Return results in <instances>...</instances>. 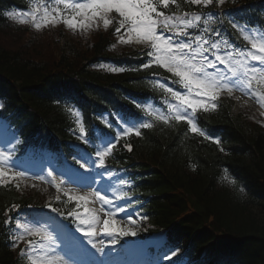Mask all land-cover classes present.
I'll use <instances>...</instances> for the list:
<instances>
[{"label":"snow or ice","instance_id":"obj_1","mask_svg":"<svg viewBox=\"0 0 264 264\" xmlns=\"http://www.w3.org/2000/svg\"><path fill=\"white\" fill-rule=\"evenodd\" d=\"M56 2L59 4L63 0H56ZM187 2L191 5H203L207 7L214 2L223 3L224 0H187ZM160 5L167 8L169 0H85V2L64 3V8L70 9L74 15L71 18H65L63 22L69 28L75 29L78 26L88 27L90 26V22L99 19L103 22L105 28H107L110 24L114 23L113 20L108 18L109 14L115 13L119 17V26L115 28V32L120 35V42L130 43L135 41L136 43H143L149 46L148 57H154L157 64L167 69L175 77H178L179 80L175 82H178L186 89V93H181L174 91L172 88H166L164 84L158 85L178 103L167 104L170 115L156 113L145 108V113L156 120H163L165 123H168L170 119H174L177 122L186 121L190 126L191 132L205 136V132L197 127V124L193 121V117L189 115L186 109H191L193 113L196 112L197 108L208 111L209 109H216L217 104L191 99L190 95L193 89L196 90L198 96L207 97L209 101H215L221 90H227L229 95H231L233 89L236 88L242 92H246L255 98L257 103L264 106V31H256L251 26L241 25L234 18L230 19L229 23L231 27L238 29L245 41L251 42L252 50L244 51L232 46L228 40H224V43L232 50H225L221 54L219 40L210 41L206 39L208 34L217 37L222 34L221 27H209L210 24L217 23L213 18V13H209L206 18L197 12H185L181 16L165 15L163 11H158ZM42 7L44 6L42 5ZM4 14L9 18H16V14L11 11ZM223 14L221 12V15ZM20 15H31L35 28H41V23L35 22V11L32 13H20ZM48 15L49 13L45 8V15L43 17L45 23H48ZM59 15L60 10L57 8L56 16ZM56 16L52 17V23L56 22ZM80 17L83 19H79ZM20 22L23 23L24 21L21 20ZM201 22L204 27L200 33L194 36L190 35L189 30L201 29ZM220 24L222 25V21ZM122 29L127 33V38L121 34ZM182 37H188V39L185 40ZM209 52L212 54L211 57L207 55ZM249 61L256 63L250 64ZM218 64L223 65L226 72L217 69L216 66ZM257 64L259 67L256 66ZM143 67L147 68L149 65L146 64ZM208 69H214V71H208ZM113 70L120 71L122 69L116 68ZM117 115L120 116L121 121L128 124V120L124 116H121L119 113ZM116 126L119 127L118 124ZM152 126L151 123L140 124V128H151ZM91 131H99L101 136L111 134L110 130L105 131L94 128ZM134 131L136 136L141 135V131L136 129L135 125H132L116 132L113 139L119 140L121 137H127ZM83 133L84 129L81 128V138L86 139ZM216 142L219 143V141ZM125 147L131 150L130 145H125ZM113 149L114 144L108 142L104 150L96 152L99 167H105V158ZM8 161L9 155L0 153V184L10 181L11 176L24 175L17 172L12 173L10 176V172L5 170ZM77 162L79 163V161ZM81 167H84V164H81ZM49 175H52V173L50 172ZM121 183H124V181H121ZM93 195L104 204L110 203L108 198L102 196L99 191L94 192ZM69 199L86 201L87 197L83 195L69 196ZM13 207L16 206L13 205ZM117 210L121 212L125 211L123 208H118ZM84 213L86 214V218L81 219L80 223L87 225V228L81 230L84 231L86 237L94 236L96 232L92 225L96 222L97 217L94 213L90 214L88 208H84ZM69 214L72 215V213ZM5 223H8L7 219ZM103 225L101 230L105 233L117 230L115 220L105 219ZM17 226L20 227V225ZM24 231L31 237H40L47 242L52 241V237L47 233H43L39 228L25 227ZM130 231L131 229L119 228L121 235H127ZM17 240H24V237H14V245ZM89 242L91 243V241ZM25 243L30 252H25L24 249H21V252H25L28 264H57V260L49 254L44 244H41L37 248L32 239L25 241Z\"/></svg>","mask_w":264,"mask_h":264},{"label":"trees","instance_id":"obj_2","mask_svg":"<svg viewBox=\"0 0 264 264\" xmlns=\"http://www.w3.org/2000/svg\"><path fill=\"white\" fill-rule=\"evenodd\" d=\"M11 1H14V0H0V6H2L4 4H7V3L11 2ZM1 14L2 13L0 11V32L3 29H5L4 21H3L4 18L1 16ZM1 49L2 48H0V51H1ZM12 54H14V53H12L10 51L7 52L5 50L2 51V52H0V55H1L2 59L7 60V61L10 60L9 59L10 57L11 58H14ZM11 64L12 65H16V64H13V62H11ZM93 77H94L93 74L88 75V79L89 80L91 79L92 81H94L93 80ZM99 102H102V100L99 99ZM35 108H36L35 106H32V109L33 110ZM211 117L212 118H209V120H206L205 121V125H208V124H211V123L212 124H216L217 122L224 121V119H226L228 117L227 116V111H225V112L221 111L218 116H216V114H215L214 116H211ZM236 138L237 139H240L239 134L236 135ZM153 139H155V137H153L152 140ZM256 139L258 141H262L261 140V137H259V136L256 137ZM241 142L244 143L245 142L244 139H242ZM250 143L251 144H254V142L252 140H251ZM153 149L155 151L154 152L151 151L149 153H152L153 152V155H158V154L162 153L161 152L162 151L161 150V143L159 141H156L155 142V145L153 146ZM187 154L188 153L182 154V156L180 157V159L177 156L178 155V152H176L173 155H171V154H165V155L167 156V159L171 161L170 162L171 163V168L174 171L175 169L182 170L183 163L181 161L184 160V159H186V155ZM157 163H160V161H157ZM169 170H170V173H171V175L173 177V180H175L176 182H179L180 181V177L179 176L178 177H175L174 173H172L173 171L170 168H169ZM203 172H204V170H203ZM206 172H207V170H206ZM255 173H256V170H253L252 165H248V166L245 167V174L248 177V179H254L255 181H262V187L259 190V193L263 197L260 196V195H259V197H260V199L262 201H264V176H260V175H257ZM156 176H158V177L161 178V176L158 173H157ZM180 182L184 183L185 181H180ZM195 185H197V189H198L197 196H200L205 201V204L208 207L212 208L213 210H215L216 212H218L222 216H225V217L232 216V218H234L232 222L235 223V224H248L251 227H255L254 214H253V211L250 208H247L246 206H238V204H236V205L235 204H232L230 202L229 198H226V199H223L222 200V198L215 196L213 187L211 185H209L208 183L205 182V178L202 180V182L195 183ZM168 186H169V184H161V185H158L159 188H156V189H159L157 191L160 192V193H164V192H165V194L166 193L167 194L172 193V192H169V190L166 188ZM167 194H166V196L168 197ZM168 198H170V197H168ZM170 199H173L171 201H172V204L175 206L176 205V198L173 197V198H170ZM170 212H171V210H168L167 211V213H170ZM1 237L2 236H0V245H1V239H2ZM2 260L3 261H7L8 264H12V261L10 259L3 258ZM252 264H260V263L259 262H255V263H252Z\"/></svg>","mask_w":264,"mask_h":264},{"label":"rangeland","instance_id":"obj_3","mask_svg":"<svg viewBox=\"0 0 264 264\" xmlns=\"http://www.w3.org/2000/svg\"><path fill=\"white\" fill-rule=\"evenodd\" d=\"M43 15H45V10H44V12H43ZM54 15H51V14H49L48 15V19H49V17H53ZM59 17V20H61L62 22L64 21V14H63V12L60 10V15L58 16ZM69 18V17H68ZM22 34V33H21ZM20 34V35H21ZM119 44H123L122 42H119ZM220 93V92H219ZM243 93H246V92H243ZM222 94L225 96L226 95V91H222ZM246 95H249V94H247L246 93ZM250 96V95H249ZM250 97H252V96H250ZM234 98H236V96L234 97ZM253 98V97H252ZM196 100H199V99H196ZM237 101H239L238 99H237ZM250 104H252V105H248L249 107H247V108H239V109H237V108H235L234 106L235 105H233L232 106V109H233V111H234V113H236V112H239V111H244V112H248V111H251V110H253L254 108H256V107H259V110H260V115L262 116V117H264V106H261L259 103H257V100H252V103H250ZM182 168H183V166H182ZM186 171H189V167L188 168H184ZM190 169H192V168H190ZM79 196H81V195H79Z\"/></svg>","mask_w":264,"mask_h":264}]
</instances>
